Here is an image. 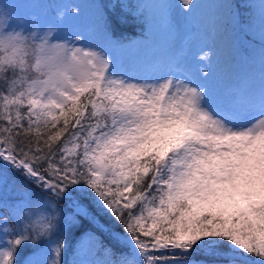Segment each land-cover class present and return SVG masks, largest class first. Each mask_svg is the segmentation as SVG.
<instances>
[{"label": "snow or ice", "instance_id": "obj_1", "mask_svg": "<svg viewBox=\"0 0 264 264\" xmlns=\"http://www.w3.org/2000/svg\"><path fill=\"white\" fill-rule=\"evenodd\" d=\"M13 4L0 2V264H264V0L217 5L262 47L259 71L250 47L226 85L182 46L131 69L109 54L114 18L148 22L155 6L178 36L193 0H94L108 47L67 31L81 11L68 0L33 3L44 23Z\"/></svg>", "mask_w": 264, "mask_h": 264}, {"label": "rangeland", "instance_id": "obj_2", "mask_svg": "<svg viewBox=\"0 0 264 264\" xmlns=\"http://www.w3.org/2000/svg\"><path fill=\"white\" fill-rule=\"evenodd\" d=\"M13 2L16 3L12 5L14 13L26 19H30L32 15H37L42 23L46 22L41 6L33 4L46 2V0H13ZM68 2L74 3L81 11L78 17L69 16L66 18L67 31L69 33L81 32L85 35V39L92 44L108 47L103 33L95 24L96 5L93 4L94 0H68ZM138 2H153V0L135 1V3ZM172 2L179 3L180 0H172ZM226 2L228 0H193V11L188 19L179 14L174 15L175 22L181 26V32L178 36L170 34L169 28L159 19L155 6H153V14L148 21V33L151 39H137L130 43H122L121 47H108L109 54L122 67L131 69L156 60L162 63L166 62L174 49L177 46H182L189 63L193 67H199L198 58L207 53L204 63L211 60L214 78L226 85L231 78L239 75V70L241 72L249 70V66L243 60L245 58L244 53L237 51L234 43L239 40L251 44L245 36H238L232 29L228 21L227 10L217 7V5ZM62 34L67 38V33ZM248 37L260 44L253 46L259 52L255 59L260 64L262 47L259 31L250 33ZM251 70L258 72L259 68L256 69L252 66ZM70 242L75 243V238L71 232L69 233Z\"/></svg>", "mask_w": 264, "mask_h": 264}, {"label": "trees", "instance_id": "obj_3", "mask_svg": "<svg viewBox=\"0 0 264 264\" xmlns=\"http://www.w3.org/2000/svg\"><path fill=\"white\" fill-rule=\"evenodd\" d=\"M136 0H130L131 3H135ZM253 2H257V0H253ZM142 3V2H138ZM146 12L144 15H138L137 17H134L132 15H127L125 17V22L120 23L119 21L113 19V33L115 38L120 40V44L122 43H130L133 42L137 39H146L149 40L151 37L149 36L148 29H149V24L145 20ZM248 41H250L251 44H248L246 42H241L237 41L234 43V46L237 51H242L244 53V56L247 55V50L252 47L253 52H252V59L253 63L252 66L253 68H259L260 64H258L257 60L255 59L256 55L259 53L257 49L253 48L254 45L259 46L260 44L256 42L253 38L245 36ZM245 60V59H243ZM241 60V62H243ZM239 62V61H238ZM240 67V64H239ZM241 73V70H239V74ZM74 243V242H73ZM70 242V244H73ZM27 251L29 249H24L21 252V255L18 257L19 259L23 258V255L27 254Z\"/></svg>", "mask_w": 264, "mask_h": 264}]
</instances>
